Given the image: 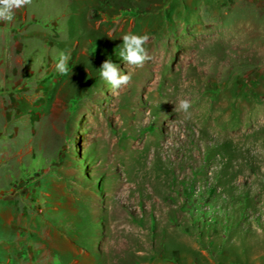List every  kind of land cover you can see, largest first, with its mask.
<instances>
[{"label": "rangeland", "instance_id": "obj_1", "mask_svg": "<svg viewBox=\"0 0 264 264\" xmlns=\"http://www.w3.org/2000/svg\"><path fill=\"white\" fill-rule=\"evenodd\" d=\"M129 32L150 59L112 89L98 68ZM2 259L264 264V0H31L0 21Z\"/></svg>", "mask_w": 264, "mask_h": 264}, {"label": "clouds", "instance_id": "obj_2", "mask_svg": "<svg viewBox=\"0 0 264 264\" xmlns=\"http://www.w3.org/2000/svg\"><path fill=\"white\" fill-rule=\"evenodd\" d=\"M31 0H0V21L12 22L15 16V10L30 4ZM120 43L114 51L117 62H114L109 56L103 60L98 68L99 78L110 85L112 89H119L121 85H127L131 80V73L121 70V62L128 65L140 67L144 61L150 59L147 54L145 44L149 37L147 34L126 33L121 38ZM55 59V69L60 74H66L69 71L68 55L59 51ZM191 102L188 99L178 98L175 103V110L185 113L186 118L190 117L189 109Z\"/></svg>", "mask_w": 264, "mask_h": 264}, {"label": "trees", "instance_id": "obj_3", "mask_svg": "<svg viewBox=\"0 0 264 264\" xmlns=\"http://www.w3.org/2000/svg\"><path fill=\"white\" fill-rule=\"evenodd\" d=\"M8 259H2V260H0V264H8L6 261H7ZM11 261V259H9V262Z\"/></svg>", "mask_w": 264, "mask_h": 264}]
</instances>
